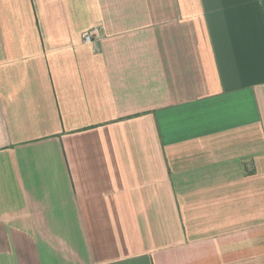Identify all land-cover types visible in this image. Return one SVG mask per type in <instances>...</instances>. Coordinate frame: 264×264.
<instances>
[{
  "label": "crops",
  "instance_id": "obj_1",
  "mask_svg": "<svg viewBox=\"0 0 264 264\" xmlns=\"http://www.w3.org/2000/svg\"><path fill=\"white\" fill-rule=\"evenodd\" d=\"M0 264H264V0H0Z\"/></svg>",
  "mask_w": 264,
  "mask_h": 264
},
{
  "label": "built area",
  "instance_id": "obj_2",
  "mask_svg": "<svg viewBox=\"0 0 264 264\" xmlns=\"http://www.w3.org/2000/svg\"><path fill=\"white\" fill-rule=\"evenodd\" d=\"M104 37L101 29L93 28L91 30L86 31L83 34V40L85 43H97L102 40Z\"/></svg>",
  "mask_w": 264,
  "mask_h": 264
}]
</instances>
